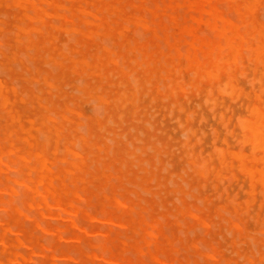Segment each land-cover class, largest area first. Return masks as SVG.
<instances>
[{
    "label": "bare ground",
    "instance_id": "1",
    "mask_svg": "<svg viewBox=\"0 0 264 264\" xmlns=\"http://www.w3.org/2000/svg\"><path fill=\"white\" fill-rule=\"evenodd\" d=\"M167 1H168V3H167ZM146 2H148V4H149V1H146V0H0V14H1L0 16H2L4 18H7V16H8V19L11 17L14 19V35L13 36H14V39L16 42L15 44H17L19 46L24 44V46H27V48L28 47H33V48L35 47L38 49L35 56H34V54L33 55L29 54V56H27L24 52H21V55L24 56L23 58H26V57L27 58L28 57H31V58H41L42 57L43 58L44 56L47 58L49 56V59H51V61L53 60L54 62L53 61L52 62L57 64L58 67H60L61 70H63L62 73L59 75V77H57V76L53 75V73H57V72H55V68H56V70H58L59 68L54 66L55 68L52 67L54 69V72L52 74H51V72H49V74L44 75L43 72H45V71H42V73H41V70L38 67L36 68V70H34L35 65H33V64L35 63V61H34V63H32V62H30L29 58L28 59L26 58L28 61L27 62L28 65L30 63H32V65H30V66L34 67V69H33L34 71H30V72L26 71L27 74L29 73L27 75L28 77H25V75L23 74L24 76L22 77V80H24L23 82H25L23 85L20 83V81L18 79L15 80L16 83L12 82L13 84H17L16 87L20 86V88H21V85H22V88H21L22 92L20 91L19 88L17 89L15 86L12 85V83H10L7 80L9 78L6 79V78L0 77V111L2 112V113L0 112L1 113L0 116L2 117V118L0 117V120L2 119V122H3V120H5L4 121L5 124L3 123V125H2V128L3 127L4 128L3 129L1 128L0 131L1 130L4 131L6 129L4 132L5 136L3 138H0L3 140V145H2V141L0 140V175H2L4 173L6 168L12 169L13 165H14L13 167H15V169L18 168L17 169L18 174L16 177L7 176V180L9 182L12 181V183H9V182L4 183L5 186L3 185V187H1L2 190H0V208L2 210V213H0V215H1L0 216V264H59L58 262L61 259V257L69 258L68 261L70 259H74L73 252L78 253V254L80 253V247L77 245V243L73 244V245L65 244V246L67 245V247H59L60 242L64 238H65L64 239L65 241L67 240L66 239V236H67L66 232L69 235L72 234L71 240L73 242H76V241L78 242L80 240H81V242L83 240H88V241L92 242L93 245L95 246L96 250L93 251V253H91L89 255V257L100 260L101 262L98 264H141V263H137L132 258H129L127 256V253H126L127 249H126L125 243L123 246H121V245H118V243H119L118 242L116 245V248L118 250L115 251L113 249V246L115 245L114 242H116L117 240H120V237L123 235L122 231L125 229H128V230L131 229L133 231L132 237H133V240L135 239V243L131 244L132 248L136 252H139L140 254H145L144 248H143V246H141V241H142L144 243V246H146V248H147V253H148L149 257L151 258V260L154 263H156V264H185L183 261H180L179 263H175L174 262L175 260H173V254L168 252V251H170L169 246L162 245L161 242L158 240V235L161 233L160 225H162V223H163L161 218L169 219V216L172 214L175 216V218H173V219H175V223L180 227L182 226L180 220L183 219V218H181V216L186 217L188 215V216H190L189 218L192 217L195 220V223L198 224V226L202 225L204 228L209 229L211 233H212V231H211L212 223H213L212 227H214L215 225L217 226V227L215 226L216 229L217 228L220 229L222 225L224 228V226H227V224H228V228L230 231L233 232V234H234L233 236L235 237L234 238L235 240L237 237L242 238L243 234L245 232H247V229H246L247 224L245 222H246V219L252 214H249L248 217L246 216L245 221H243V218L241 216L242 213L240 212V209H241L240 203L228 202L226 204L219 205L216 208L214 206L215 215H217L218 218L220 217V221L218 220L219 221V225H218L217 224L218 221H215V219H214V216H213L214 214L211 215L209 213L211 210H210L209 206L207 205V200L205 201L206 203L204 202V204H205V207H207L208 211L206 209H204L203 207H201V205L200 206L193 205L192 204L193 202L192 203H191V201L188 202V200L186 199V195L189 194L190 191L187 192V190L182 186V184H181L182 182H180V180H178L179 181L178 182L179 183L178 188H174V186H173V188H174L173 192H176V194H177V192H180L181 196H179V199L181 200L182 204L180 205V204L174 202L172 199L171 202L173 204L172 205L173 207H171V205L165 204V202H163L164 199L162 201L160 198L159 202L162 201V203L165 204L164 205L165 209L159 213L152 212L149 215V218H146L140 211H138L141 208V207H139L140 205L143 208H145V206L142 204L143 202L141 203V199L142 200L144 199L146 201V203L150 206L149 208H151V210H154V205H156V203H157V202L155 204L153 203V201L155 199L152 202H150V198H148V197H145V196L137 197L136 196L137 199L139 198V201L136 202L135 200H133L134 198L132 200L135 202V205L139 204V206H135V205L130 204V203L128 204V202L126 203V201H123V200L121 201L120 196H119L120 199L118 198V195L122 194V193H118V190L121 191L123 189L118 188V186L115 184H113L112 187L109 186V188L111 187L110 190H112V192H110V190L108 191V193L110 192L109 194H111L108 196L109 201L108 200L106 201L107 196L106 195L104 196V193H102L103 195H101L99 192L98 193L101 196L98 195L97 198H94L95 200L94 199L92 200V201H96L99 198L98 201L100 200L99 204L101 203L102 207L98 204H96V205H98V207H101V209H102L101 210V216L91 217L90 215L91 214L93 215V213H88V211L86 210L88 208L86 204H85L86 206L83 205V206H85V207H83L82 205L79 206L80 203H78V205L75 203V202H78V200L75 201L76 200L75 197H77V196L82 197L83 198V199L81 198L82 200L89 199L91 196V195L89 196L90 192L87 191L89 189H88V187H86L87 183L89 182V178H88L87 174H89V176L91 174L92 177L94 176L93 177L94 179L98 178V181L99 180L101 181L103 176H107V174L105 175V173H106L105 170H101L103 167L99 168L98 166H103L102 164H105V163L108 164V162H106L104 160L106 158L110 157L111 152L113 154L118 153V152L115 151L117 145L112 147V146L108 145L107 143L100 144L98 142L100 140V137H99V140L97 139L96 141L92 142L90 139V136H87L89 129L85 128L84 125H81V126L83 129L85 128V130L88 129L86 131L87 134H84V133H82V131H79V130H81V126L73 127V125L71 124L74 122V119L72 117H70V116H72V114L69 113L70 116H68L67 112H73L72 107L76 104L78 105V103H75V101H74L76 99V96L74 97V94H70L69 92L65 91V89L63 87V84L65 83L64 74H65L66 70H70L76 74H81V75L87 74L88 76L91 75L92 78L94 79V81L93 80L91 81L89 79V80H87V82H85V80H84V83L80 82L79 84L80 85L83 84V85H81V86L79 85L78 86L79 91L77 90V88H76V91H78V92H80V90H81V92L83 91V93L86 96H89L90 98H92L93 100H95L99 104H101V107H102V105H104V107H105V105L111 106L110 105L112 103L111 101H114L115 102L114 104L118 105L119 102L120 103L122 102L121 101L122 99L129 98V96H130V95H128L127 91H124V94L122 92V94H118V95L114 96L111 92L106 91V90L104 91L105 87L103 84V82H106L104 80V78L108 79L109 72L111 71V68H109L110 67L109 65L112 64V65H115L116 67H118L121 65V63L118 64L119 61L122 63L124 61V64H126V61L128 62V60L132 59L131 58L132 56L130 55V53L134 54V58L132 59L133 62L132 61L131 62L134 64L138 63V65L142 68V71L146 72L147 76L149 75L148 79L142 80L141 77L136 75V73L139 70L135 69V71H133V73L130 76L133 75V77H134V79L131 78V80L133 79L132 83L134 84L135 87L137 86L136 90L141 92L145 86H148V84L152 83V80L156 78L153 75H158L157 68H159V67L157 64L160 63V65H162V62H163L162 60L166 59L167 56L164 55V57H163L162 55H160L161 50H155V51L152 50V49L159 47V45L158 46L154 45L152 43V40H153V42H155L157 44H158V41L159 42L161 41V44H162V41H163V43L165 42L164 46L166 44L168 45L169 50H170L169 54H171L172 56L177 58L175 60L185 59L186 64H187L186 66L188 68H191V70L195 74L203 75V77L208 76L209 78H211L213 80H215L219 77V74L221 71H227L231 77L232 72L234 71V66H238V64L243 62V58H244L245 54H247L246 55L247 58L250 57L256 63L264 64V23L261 21V19H259L260 17L258 18V16H257L259 7L263 6L262 8H264V0H184L185 6H186V7L183 6L184 8L180 7L181 2L179 0L178 1L177 0H165V1L163 0L162 2L164 3L165 8H168V11L166 10V12L170 11L169 13H171L170 16H171L172 22L168 21V20H170V19H168L169 16L168 17L166 16V18L168 19L166 21L171 23V24H174V22L176 23L178 21L174 14H176V11L178 10L179 7L182 8V9L179 8V13H181V15L184 12V9H186V10L188 9L189 12L187 14L190 13L189 15H190L191 23L189 24V22H188L189 20H187V22H186L188 24L182 23V25L180 27V33L175 35L174 37H172L170 35L169 30L167 28L162 29V31H164V32H162L160 29H157L158 28L157 26H159V23H157V22L160 21V19H158L159 16L156 17L158 19V21L155 19L156 21L154 20V22H152V23L150 22L152 14L149 13L148 11H146L149 13L148 14L149 16H148L144 12L146 10L145 9ZM155 2L156 3L154 5L159 7V5H160L159 0L158 1L156 0ZM160 2H161V0H160ZM162 2H161L162 6L160 5L162 8L161 9L159 8V10H160V11L158 10L159 12H161V10H163ZM182 2H183V0H182ZM150 3H151V0H150ZM158 3H159V5H158ZM221 3H223L224 7H226V8H223L221 6ZM151 6L154 7L153 5H151ZM129 7L131 8L132 11H130ZM5 8L7 11L5 10ZM10 8H12V10ZM127 8H129V9L127 10ZM169 8L172 9V11ZM182 10H183V12H180ZM260 10L264 11V9H260ZM2 14H4V15L6 14V15L4 16ZM145 14L150 19L149 18L147 19ZM153 14H157V11H155ZM184 14H185V12H184ZM229 14L231 16L232 15H234V16L231 17V16H229ZM262 14H264V12ZM262 14H261V16H262ZM181 15H179V16H181ZM181 17H179V18L183 19V16H181ZM262 17L261 18L264 20V15ZM148 20H150V21H148ZM0 21L3 22V19H0ZM55 21L56 22L58 21V22L56 23ZM7 23H9L8 26L10 27L11 26L10 22H7ZM169 23H168V25H169ZM0 24L2 25V23H0ZM202 25L206 26L207 29H205V30L206 31L209 30L210 35L207 33L208 34L207 36H206V34L204 36H202L204 31L199 32V29L201 28ZM2 26L3 27L6 26V22ZM131 27H134L133 33L137 32V33H139V35H133L132 38H129L128 37L129 34H127V31L131 30ZM169 27H171V26H169ZM0 28H2V27H0ZM171 29L173 30L174 28L171 27ZM158 30H160L162 32L163 36H160V34L158 33ZM62 31L67 33V38H68V34L71 35L69 37L71 40L69 38H68L69 41L66 38L62 39L59 36L60 32H62ZM141 31L144 32V34H146V35H148V33L152 34V35H149V36H151V38L149 39L150 41H148L147 44H143L140 46V43L142 41V39L139 38ZM8 32H6V33L9 34ZM6 33L4 32V34H6ZM66 33H65V35H66ZM12 34H13V31L11 32L10 35H12ZM143 35H141V37L145 36V35L144 36ZM114 37H117L118 39L124 41L122 44V47L125 50H127L126 54H122V52H121L120 55H118V53L116 52L118 49H116V51L110 50L111 46L113 47L111 42H113L112 40H114ZM145 37H147V36H145ZM1 38H2L1 43L3 44V46H2V44H0V45L2 47H4V44H5L4 41H5V39L8 38V36L5 39L3 38V36L0 37V39ZM98 39H100V43L97 42ZM101 39H104V44H106V45L103 44V41ZM105 39H107V43L111 44V46H109V44L107 45V43H105ZM110 39H111V42H110ZM12 40L13 39L11 38V41ZM145 40L146 39L143 38V41H145ZM70 41H73V43L75 42V44H71ZM183 42L186 45L183 44ZM133 43L135 44V46L132 45ZM64 45H66V46L64 47ZM182 45H184L185 48L182 47ZM1 46H0V48H1ZM6 46H9V45H6ZM162 46H163V44H162ZM162 46H161V48L162 49L165 48L164 51L166 52L167 51L166 49H168V47L166 48V47H162ZM7 48H10V46ZM64 48L68 49V50H65ZM85 48H87V51L85 50ZM3 49L5 50V48H3ZM16 50H18V49H16ZM16 50H13L11 55H6L2 52V50H0V57L3 56V59L1 58V60H0V67L2 66L1 68L4 67V68L9 69V63L11 62V60L13 61L15 59H18V53ZM125 50H123V51H125ZM5 51L7 52V50H5ZM31 51L34 52L33 49ZM31 51H30V53H31ZM44 51H46V52L44 53ZM8 52H10V49H8ZM113 53H114V56H118V57H114ZM22 56H20V57H22ZM117 58H119L121 60H119ZM140 58H141V60H140ZM20 61L22 63L24 71H25V69L27 70V67L25 64L26 60L20 59ZM52 62H50V64H52ZM174 62L175 61H173V60L171 62H167V61L165 62V63H167V70L166 71L169 74L168 77H169L170 81H173V78L171 76L173 71H172L171 67L174 66ZM15 63H18V62H15ZM15 63H14V65H15ZM152 63H155L154 68L152 67V65H153ZM37 65H38V63H37ZM127 65H128V63H127ZM127 65H125L126 66L125 70L123 68L121 69L122 72L127 73L126 70H129V69H127ZM15 66H14V68H15ZM17 66H18V68L21 67V65L20 66L17 65ZM130 66L131 65L129 64L128 67H130ZM139 66H138V68H139ZM241 66L243 67V65H241ZM242 67L240 69H242ZM249 67H251V66H249ZM252 67H254V66H252ZM1 68H0V71H1ZM52 68H50V69L52 70ZM255 68L257 69V66ZM256 69H254L253 71H255ZM22 70L23 69L21 67V71ZM5 71L6 70L3 69V71H1V72H5ZM13 71H14L13 69H12V71L10 70L11 76L14 75ZM166 71L163 72L164 75L167 74V73H165ZM1 72H0V74H1ZM7 72L9 73V71H7ZM176 72H178V69L176 70ZM8 73H7V76L10 77V74H8ZM16 73H17V70L15 71V74ZM253 73H255V72H253ZM256 73H257V71H256ZM245 74H248V73H245ZM245 74L243 73V75H245ZM3 75H4V73H3ZM3 75L1 74L0 76H3ZM239 75L241 76V74H239ZM243 75L241 76V78L243 77ZM262 75H264V73ZM111 76H112V74H111ZM193 76H194V74H193ZM227 77H229V76H227ZM230 77H229V81L232 80V77L231 78ZM116 78H118V76ZM10 79H11V77H10ZM249 79H251V78H249ZM249 79L247 81H249ZM204 80H205V78H204ZM34 81H36L35 82L36 84L38 83L39 91L34 90L35 88L37 89V87H35L34 84H33L34 86L32 85V83ZM77 81H79V80L77 79L76 82ZM80 81H81V78H80ZM142 81H144V82L147 81L148 82L147 85H145ZM170 81H169V85H170ZM256 81L258 83H261V82H259L260 81L259 79ZM127 82L130 83L131 82L130 79L127 80ZM161 82H162V80H161ZM161 82L159 83L160 85L163 84V83L161 84ZM211 82L213 83V81H211ZM255 82H253V83H255ZM262 82H264V81H262ZM176 83H178V81H176ZM121 84H124V82H120V85ZM251 84L252 83H250L249 85H251ZM38 85H36V86H38ZM149 85L152 86V84H149ZM224 85H225V83H224ZM229 85H231V84L226 83L225 88L222 87V89H223L222 91H225L227 94H225V93L224 94L227 96H229V92L231 93L230 90H229V92L226 91L227 86H229ZM252 85H254V84H252ZM67 86L73 87V86H69L68 84L66 85V87ZM47 87H50L54 91L57 90L56 92H54L55 95H53V96L60 97L58 99V101H56L53 96L49 95V92L51 91V89H49L48 92H46ZM161 88H164L162 90H165L166 87L164 85V87H160V89ZM186 88H188V87H186ZM252 88H254V87H252ZM255 90H257V89H255ZM263 90L262 89L260 90L261 94L263 93ZM72 91H75V90H72ZM149 91H152V90H149ZM175 93H176V91H175ZM260 93L258 95H260ZM75 94H81V93L75 92ZM210 94H212L211 90H210ZM131 95H132L131 98H136L137 97L136 91L131 92ZM147 95H148V93H147ZM238 95H237V99H240L241 97ZM263 95H264V93H263ZM81 96H82V94H81ZM252 96H254V95H252ZM144 97H145V95H144ZM238 97H240V98H238ZM244 97H246V96H244ZM230 98H232V96ZM27 99H29V101L31 102V105L30 104L29 105L31 106V108L33 107L34 110H40L37 108L38 104L40 105L39 108H41V107L43 108L41 111H39V114L35 117L36 120L35 119L30 120L29 119L32 123V125L29 128H27L28 125L26 123H25V125H26V127H25L23 120H22L23 115L25 113L22 108L25 109V105H23L24 107L19 106L22 102H26ZM83 99H85V98H83ZM165 99L169 100L167 98H165ZM69 100L72 101V102H70L71 104L73 103L72 107L70 106L71 104L69 102H67ZM93 100H91V102ZM35 101L37 102V106H35V104H34ZM83 101H82V103H83ZM95 101H94V103L96 104L97 102H95ZM237 101H239V100H237ZM19 102H21V103H19ZM84 102H86V101H84ZM136 102H137L136 104H138V101H136ZM153 102H155V101L153 100ZM206 102H209V100ZM231 102H232V100H231ZM233 102H236V100H233ZM94 103H92V104H94ZM213 103H215V102H213ZM23 104H25V103H23ZM87 104H91V103H87ZM180 105H181V103H179V106ZM26 106H27V108L30 107L27 104H26ZM137 106L139 107V105H137ZM171 106H175V105L172 103ZM19 107L22 110L19 109ZM35 107H36V109H35ZM83 107H85V105ZM83 107H80L78 109H81ZM94 107H95V105H94ZM98 107L100 108V105L97 106L96 108H98ZM104 107L101 108L102 109L101 112H100V110H98L101 114L104 113V111H103ZM134 107H136V106H134ZM229 107L226 109L229 110L230 109ZM75 108H77V107H75ZM123 108H121V109L123 110ZM220 108H222V107H220ZM173 109H174V107H173ZM212 109H215V108H212ZM246 109H248V108H246ZM26 110H27V112H29L31 109L30 110L26 109ZM85 110H87V109L84 108V111ZM145 110H147V109L145 108ZM209 110L212 112L211 108ZM153 111H155V110H153ZM92 112H93V109H92ZM106 112H108V111H106ZM116 112H117V110H116ZM170 112L172 114L171 115V117H172L173 112L172 111H170ZM178 112L182 113L183 110L180 111V109H179ZM227 112H229V111H227ZM250 112H251L250 118H247V116L245 118L243 116H241L243 119L241 117H239L241 119L239 120V118H238V120H237L241 129L243 128L242 129L243 131L241 130V132H244L243 135L241 134V136H243L242 141L251 143L252 150H251L250 154L245 153L243 150H238V151L227 150V151H224L222 149L223 147H221L219 149L220 146H218V147L216 146L218 149L215 148L213 151L217 152V155H218L217 161L219 160L218 163H220L219 167H216V165L214 163H212V164H214L215 166L214 165L210 166V162L208 160L202 161V159H204L201 156L202 154L199 155L202 158V159L200 158L201 159L200 160L201 162H200L196 158L191 157V156H193V154L191 153L192 155L188 157V160H186L187 157H186V159L183 157L185 159L184 161H186V162L188 161V164H189V165L186 164L185 168L187 167V165L189 167L191 166L190 169L193 168L194 173L198 174V176L202 175V177L204 175L209 174L211 172V170L214 169L215 180H216L217 178H221L224 175L225 169L233 167L235 165L234 164V159H235L238 162L237 163V166L239 167L238 169H241L242 172L244 171L245 174L244 173L243 174L244 175L247 174L251 180V194H253V192L255 190V187H256L255 185H258V184H259V186L261 185L260 187H262V192L264 193V111L261 109V107L258 106V104L257 105L255 104V105L250 107ZM30 113H32V112H30ZM30 113H27V115L31 116L32 114H30ZM34 113H36V112L34 111ZM85 113H87V112L85 111ZM104 114H102V115H104ZM130 114H131V112H130ZM159 114H161V113H159ZM25 115H26V113H25ZM34 115H36V114H34ZM102 115L100 117H103V118L106 117V115L105 116H102ZM150 115H151V113H149V117H150ZM155 115L157 116L158 114H155ZM191 115H192V113H191ZM84 116L81 117L82 121H83V118L86 119V117H84ZM123 116H125V115H123ZM123 116L121 115L120 117H123ZM140 116L144 117V115H140ZM221 116L223 117L224 115H221ZM108 117L109 116L107 115V117L105 119H107ZM151 117H153V116H151ZM215 117L216 116H214V119H215ZM222 117H221V119L223 120L224 117L223 118ZM110 118H111V120L108 122L113 123V121H112V120H114L113 115H110ZM90 119L92 120V118H90ZM119 119L122 120V118H119ZM152 119H154V117ZM162 119H165V118H162ZM178 119H176L175 121H178ZM204 119L205 118H202V120H204ZM29 120H26V121H29ZM86 120H88V118ZM30 121L27 123L29 124ZM35 121H38V123H39V124H36L35 126H38L41 124L38 129L43 130L45 133V134H43V132L40 131L41 134H43L44 136L43 135H39V136L40 137L43 136L45 138V135H46V139H44L43 137L41 138V139L45 140V141L43 140L44 141L43 145H42V143L29 142V146H27V144L25 145L20 140H23L26 142L29 140V138L33 137L31 132H32V128L34 127ZM204 121H206V120H204ZM136 122L139 123V121H137V120H136ZM140 122L142 123V119ZM84 123H85L86 127H88L87 126L88 123H86V122H84ZM164 123H163V125H164ZM197 123H198V121H197ZM227 123H229V122H227ZM98 124L100 126L99 127L100 130L101 129L105 130V127H107V125H100V121L98 122ZM147 124L148 123L146 122L145 125H147ZM113 125H114V123H113ZM124 125H126L125 122H124ZM150 125H152V124H150ZM180 125H182L179 127L181 130V129H183L181 127H184V125L182 123ZM224 125L226 126L227 124H224ZM224 125H223V128L227 129V127H225ZM94 126L96 127V124ZM148 126H147V129H148ZM152 126H154V125H152ZM78 128H79V130H78ZM132 128H131V132H133ZM35 129H37V127ZM96 129H95V131H97ZM189 129H191V127ZM214 129H215L214 131L217 132L216 128H214ZM68 130H69V132H68ZM150 130L153 131L154 128H152ZM228 130H230V129H228ZM228 130H227V132H228ZM118 131H119V129H118ZM188 131H191V130H188ZM204 131H203V135L205 136ZM214 131H213V134L215 133ZM236 131H237V129H236ZM14 132H16V135H17V136L14 135L15 138L13 136ZM65 132H67V134H66V138H67L66 140L67 141H66L65 146L63 147L64 149H60L64 153L59 151V154L62 153V156L66 154L65 157L62 159V161H65L64 163H66V165L64 166L61 164L60 161H58V165H59V162L61 165L59 166V170L57 171V170H54L52 167V165L55 163L53 161H51V158H52L51 149L56 150L58 148V144H59L58 138L62 134L64 135ZM101 132H103V130ZM160 132H161V130H160ZM160 132H158V133H160ZM187 132H185V133H187ZM230 132H232V130H230ZM230 132L227 134H229L231 137V135H233V134H230ZM0 133H2V131ZM185 133H184V135L186 136V138L185 137L184 138L187 139L188 133L187 134H185ZM232 133L235 134L236 132L233 131ZM107 134H108V132H107ZM109 134H112V133H109ZM143 134L145 136V133H143ZM164 134H167V133H164ZM193 135H195V134H193ZM115 136H117V138H120L119 135H115ZM124 136H123V138L125 141V139H126L125 137L127 135L125 137ZM0 137H2V136H0ZM16 137H17V140L19 139V141L22 143V145H25L28 148L25 151H21L22 153L20 152V150L17 149L16 144L18 145V143H16L13 140V138L16 139ZM63 139H62V142H64ZM105 139H107L106 136H105ZM153 139H155V138H152V140ZM190 139L191 138H189V140ZM198 139H200V138H198ZM103 140H104V138H103ZM111 140L113 142H115L113 139H111ZM134 140L138 141L136 138H134ZM134 140L132 141L133 144H134ZM215 140L217 141V139H215ZM233 140L235 141V145H236V142H237L236 139L233 138ZM178 141H173V142H178ZM216 141H213V142H215V144H216ZM239 141H241V140L239 139ZM126 142H128L127 139H126ZM140 142L141 141L139 140V143ZM143 142L144 141H142V144H143ZM200 142L201 141L198 140L199 144L202 143V142L201 143ZM223 142L225 144L227 143V142H225V140ZM130 143L131 142L129 141V144ZM248 143L247 144L244 143L243 145L248 146ZM167 144H169V143H167ZM4 145H7V146H4ZM157 145H159V144L157 143ZM157 145H154V146L152 145L153 146V148H151V150H153V152L151 151L152 153H154V149H157V150L159 149ZM165 145H166V143H165ZM211 145H212V143H211ZM227 145H228V143H227ZM238 145H236V146H238ZM126 146H127V144H126ZM152 146L150 145L148 147H152ZM161 146L159 145V147H161ZM183 146L185 147V143ZM228 146H226V148ZM251 146H249L248 149ZM22 147H24V146H22ZM118 147H120V146H118ZM166 147L168 148V146H166ZM131 148L129 147L126 150V153L130 156V158L132 157L131 155L136 156L137 153L140 154L141 151L136 153L135 149H131ZM139 148L143 149V145L142 146L139 145L138 149ZM175 148L177 149V147H175ZM187 148H188V150L190 149L189 147H187ZM228 148H230V147H228ZM119 150H121V148ZM202 150H204V149H202ZM145 151L146 150H144V152ZM103 152L105 154H102ZM161 152H162V150H161ZM172 152H173V150H172ZM112 153H111V155H112ZM122 153H123V151H122ZM160 153H158V156H160L159 155ZM10 154H12V155H10ZM59 154L57 156H59ZM172 154L173 153H171V155ZM207 154H208V152H206L205 155H207ZM68 155H70V156L67 157ZM141 155H142V153H141ZM185 155H186V153H185ZM71 156L74 159H72V160L68 159V158H71ZM93 156H94L93 162L96 163L93 166L95 167L97 165L96 171L98 174L95 173L96 171L94 169L93 170L95 172L91 171L88 167L87 159H88V157H89V159L90 158L92 159ZM113 156L114 155H112V157ZM127 156H126V158H129ZM152 156H153V154H152ZM155 156H156V154H155ZM166 156H168V155L166 154L164 157H166ZM60 157H61V155H60ZM140 157H144V156H140ZM140 157H139V160L145 161L146 156L144 157V159L143 158L140 159ZM148 157H150V155ZM113 158H114V160L113 159L112 160L114 161V163H113L114 167L112 166L113 168H111L110 166H106L107 167L106 170L108 171L109 167H110L111 170H114L113 171V174H114L113 179L115 177L120 178L122 175L121 172L123 169L121 167V165L126 164L127 160L125 161L123 158H120V157H118L116 159H115V157H113ZM56 159H58V158H56ZM110 159H111V157H110ZM132 159H135V157ZM156 159H154V161ZM113 161H110L109 163H111ZM129 161H132V160H129ZM91 162H92V160L90 161V163ZM170 162L173 163L174 161H170ZM178 162H181V160ZM99 163H101V165H99ZM132 163H133V161H132ZM134 163H135V165L141 164V162L136 163L135 161H134ZM159 164H161L160 160H159ZM166 164H169V162H167ZM58 165L55 164L53 166L58 167ZM118 165H120V166H118ZM171 165L173 168V164H169L168 167L171 168ZM16 166H17V168H16ZM93 166L91 165L90 167H93ZM156 166L157 165H155V167ZM142 167L143 166L141 164V168ZM152 167H150V168L152 169ZM125 168H127V167H125ZM146 168H147V166H146ZM156 168L158 169V166ZM147 169H145V168L141 169L144 171V174L138 173L140 169L138 170L137 173L135 172L136 174H140L138 176L139 178H141L143 181H146L145 184H147V179H148V177H150ZM164 169L167 170V167H165ZM235 170H233V171H235ZM182 171L184 173H187V172H185V170H182ZM182 171H181V173H183ZM189 171L191 172L192 170H189ZM133 172H131V174H133ZM169 172L171 175L172 172L170 169H169ZM190 172H189V174H190ZM135 173H134V175L136 176V178H135V180H136L137 175ZM166 173H167V171H166ZM239 173H241V172H239ZM239 173H237V174H239ZM109 174H111V172ZM152 174L153 173L151 171V176H152ZM158 174L160 175L159 172H157V176H158ZM163 174L164 173H162V175ZM172 174H174V173H172ZM211 174L213 175V173H211ZM170 175H168V176L170 177ZM176 175L177 176H175V177H178V173H176ZM192 175L193 174H191V176ZM13 176H15V175H13ZM180 176L183 178V180L186 179V178H184V176L182 174L181 175L179 174V177ZM209 176H208V178H209ZM229 176H230V172H229ZM2 177H4V176H2ZM171 177H172V175H171ZM190 177H188V178H190ZM199 177H200V179H202L201 176H199ZM236 177L237 176L235 175V178ZM248 177L245 178V176H244L245 179H247ZM93 178H92L93 181L97 180V179L94 180ZM119 178H117V180ZM194 178L193 179H194V183H195V181L197 179H196V177H194ZM208 178H207V180H208ZM113 179H112V181H113ZM126 179L127 178H124V180H126ZM152 179H153V177L151 178V181H152ZM190 179H192V178H190ZM190 179L187 180V183L189 182V184H187V185H189V186H190V181H189ZM200 179H198V180H200ZM223 179H225V178H223ZM242 179H243V177H242ZM158 180H161V178L159 177ZM163 180H165V179H163ZM205 180L206 179H203L202 181H205ZM112 181H110V183ZM115 181H116V179H115ZM226 181H228V180H226ZM226 181H225V183H226ZM248 181H249V179L247 180V182ZM79 182H83L86 185V186L82 185V188L84 189L83 194H84V192L87 191L85 199H84L83 194H82L83 196L80 195L82 190L78 189L79 185H80ZM161 182L162 181H160V184H159V182L158 183L156 182L154 184H159V187H161V190H163ZM166 182L168 183V181H166ZM166 182H165V184H166ZM241 182H242V180H241ZM125 183H126V181H125ZM205 183H206V181H205ZM232 183H234V182H232ZM90 184H88V185L90 186ZM93 184H95V183L91 184L93 189H94ZM100 184H102V182ZM100 184H97V185L100 186ZM105 184H107L106 181H104V185ZM128 184H130V183H128ZM131 184H133V183L131 182ZM197 184H199V183H197ZM197 184L195 183V185H197ZM218 184H219V182H218ZM246 184H248V183H246ZM97 185H95V187ZM126 185H127V183H126ZM135 185H137V183ZM166 185H168V184H166ZM201 185H202V183H201ZM201 185H198V186H200V188H199L201 191L200 195H202L201 197H203V193H202L203 190H201V188H202ZM140 186H141V184H140ZM20 187L23 189H21ZM105 187H108V185ZM143 187L147 193H153V191H154L153 189H149L150 187H147V186H143ZM154 187H158V186H154ZM159 187H158V189H159ZM191 187H193V185ZM191 187H189V188H191ZM97 188L98 187H96V189ZM196 188H198V187H196ZM96 189H94V190H96ZM125 189L127 190V188H125ZM154 189H156V188H154ZM193 189L191 188L192 192H193ZM218 189H220V188H218ZM21 190L24 193L25 197H23V195H22L23 193L21 192ZM99 190L101 191L102 189L99 188ZM104 190H102V191H104ZM256 190H258V188H256ZM163 191H165V190H163ZM200 191H198V192L200 193ZM208 191L210 192V190H208ZM79 192H80V194H79ZM104 192H106V190ZM161 192L154 193V194H159L161 196ZM192 192H191V194H192ZM234 192L235 193L237 192V188H236V191H234ZM117 193H118V195H117ZM166 193L169 194L167 191H166ZM216 193H218V192H216ZM238 193H239V191H238ZM247 194L248 193H246L245 196ZM7 195H8V197H7ZM18 195L20 196V198H21V196L23 197V199L26 198L24 205H27V206L26 207L23 206V208H21V209H23L22 211H25V208H26V210H28L27 211L28 214H26V213L23 214L22 211L20 210V207H22V206H19L16 203V201L18 202V199L16 198ZM135 195H137V194H135ZM193 195L196 196L195 194H193ZM212 195H215V194H211V196ZM121 196L124 199V195H121ZM170 196L171 195H169V198H170ZM207 196H210V195H207ZM175 197H176V195H175ZM201 197H199V198H201ZM103 198H106V199H103ZM196 198H197V196H196ZM196 198L194 197L193 200H195ZM199 198H197V200ZM211 198L212 197H210L209 199H211ZM216 198H217V196H216ZM157 199H159V198H157ZM206 199H208V198H206ZM251 199H252V197L247 199L248 205L251 203ZM103 200L105 202H110V204H112V206H114L115 210L113 211L112 210L113 207H111L110 208L111 211H108V209H106L107 205L105 207V202ZM130 200H128V201H130ZM174 200H178V199L176 198ZM81 201H79V202H81ZM238 201H242V200L239 199ZM243 201H245V200H243ZM256 201H258V200H256ZM82 202H84V201H82ZM82 202H81V204H82ZM85 202L87 203V201H85ZM171 202H169V203H171ZM259 202L260 201H258L257 203L261 204L262 201L260 203ZM162 203L160 205H162ZM190 203L192 204L193 207H191ZM245 203H246V201H245ZM257 203L254 202L253 204L256 205ZM92 204H94V203H92ZM147 204H146V207L148 209ZM217 204H219V203H217ZM96 205L95 206L93 205L94 208L97 207ZM256 206H255V208H256ZM136 207L137 208L139 207V209L137 210ZM212 207H213V205H212ZM252 207H254V206H252ZM107 208H109V207H107ZM91 209L90 210L88 209V210L92 211ZM175 210H176V212H175ZM141 211H143V210H141ZM135 213L137 214V216H135ZM226 213H229L230 215L226 214ZM20 214L23 216L25 215V217L29 218L32 221L31 226H33L34 229L31 227L29 229H26L25 226L22 225ZM243 214H244V211H243ZM263 214H264V211H263ZM37 216H39L42 219L39 220L37 218ZM251 217H255V216L252 215ZM251 217H249L248 220L251 219ZM84 219H87V220L91 219L90 220V222L92 221V223H91L92 227L91 228L86 227L85 223H89V222L84 221ZM256 219H258V218H256ZM262 219H264V218H261V220ZM183 221H185V220L183 219ZM225 221L227 223H225ZM255 221L258 222L259 220H255ZM96 222H98V223H96ZM108 223H110L111 225H114L118 228V230H116V233H117L116 238L111 237L110 231L112 230V228H109L106 225ZM189 223H190V221H189ZM195 223L193 222V224H195ZM261 223H262V221H261ZM263 225H262V227H264ZM185 226L189 227L188 225H185ZM39 228L44 233L51 235V238L48 239L49 245L40 243L39 239L34 236L33 230L39 229ZM183 228L181 230L185 231V229H183ZM68 230L70 231L69 233H68ZM244 230H245V232H244ZM249 230H251V229H249ZM184 231H181V232L183 233ZM189 231L191 233L194 230L191 229ZM189 231H187V232H189ZM253 231H252V233H254ZM125 232H126V230H125ZM173 232H174V230L172 231V234H173ZM194 232H196V231H194ZM225 232H227V230H225ZM258 232L262 233V235L264 236V229L261 228L260 231H258ZM211 233H210V235H211ZM217 233H219V232H217ZM256 233L257 232L255 231V235H256ZM129 234H131V233H129ZM169 234L172 235L171 233H169ZM213 234H215V233L213 232ZM11 235H14V237ZM125 235H127V233ZM205 235H206V232H205ZM219 235H221V234H219ZM219 235H216V236H218V238H221V236H219ZM229 235H230V233H229ZM231 235H232V233H231ZM249 235H251V234H249ZM89 236H97V237L100 236L101 238H97L95 241H93L90 238H87ZM137 236L139 237V239H137ZM190 236H192V235H190ZM222 237H223V235H222ZM247 237H251V236H247ZM247 237H245V238H247ZM162 238H165V237H162ZM172 238H174V237H172ZM189 238L190 239H188V240H186V238H185V240L189 241V243L196 248L200 247V246L197 247L199 241H197L195 238H191V237H189ZM212 238H213V236H212ZM223 238L226 239L227 237L226 238L223 237ZM240 238H237V239H240ZM254 238H252V240H254ZM262 238H264V237H262ZM127 239H128V237H127ZM227 239H230V238H227ZM221 240L223 241V239H221ZM230 240L232 241L233 239H230ZM252 240H250L251 243L253 242ZM175 241H174V246H176L175 243L177 242V241L176 242ZM225 241H227V240H225ZM62 242L64 244V241H62ZM259 242H263V239ZM67 243H68V241H67ZM82 243H84V242H82ZM214 243H216V242H214ZM243 243L244 242H242L241 244H243ZM63 244H61V246ZM229 244L230 243L228 242L225 245V249H226V246H228ZM254 244L255 243H253V247H254ZM207 245H208L209 250L203 254V256L207 260V264H223L224 257L220 258V256H223L222 249L221 250L218 249L213 244L212 240L209 241L207 243ZM257 246H258V243L256 242V245L253 249L254 250L257 249L256 248ZM188 247L191 248V246H188ZM221 247H222V245H221ZM190 248H189V250H190ZM245 248H247V247H245ZM262 248H263V246H262ZM251 249L252 248H250L249 250L251 251ZM190 251H192V249ZM179 252L180 251H178V254L181 255ZM182 252L183 251H181V253ZM257 252L258 251H256V253ZM260 253H264V251L260 250L259 254ZM237 254L240 255L241 250L237 249ZM259 254H257V255L259 256ZM190 255H192V254L190 253ZM228 255L229 254H227V257H225V258H227L224 260L225 264H238L237 260L232 259V258L228 259ZM244 256L246 257V260L248 261L247 264H254L255 258H256V254L254 252H251V255H249V252L246 253V251H245V254L241 257L243 258ZM38 257L40 258L39 260L36 259ZM184 257H185V255H184ZM209 260L211 262H209ZM60 261H62V260H60ZM259 261L260 260H258L257 263H259ZM187 262H189V261H187ZM92 263H94V262H92ZM190 263H193V262H190ZM194 263H196V262H194Z\"/></svg>",
    "mask_w": 264,
    "mask_h": 264
},
{
    "label": "rangeland",
    "instance_id": "2",
    "mask_svg": "<svg viewBox=\"0 0 264 264\" xmlns=\"http://www.w3.org/2000/svg\"><path fill=\"white\" fill-rule=\"evenodd\" d=\"M146 1H149V4H148V2H146V4H145V13L148 15L149 13H151L150 15H151V21L150 20H148V21H150L151 23L152 22H154V20L156 19L157 21H158V19H160V21H158L157 23H159V26H157L158 28L157 29H160L161 31H162V29H168L169 30V33H170V35L172 36V37H174L175 35H177V34H179L180 33V27H181V25H182V23H186L187 22V20H189L188 22H189V24L191 23V20H190V13L189 14H187L189 11H188V9L186 10V9H184V12H185V14H184V12H183V10L182 11H180V12H183L182 13V15H181V13H179V8L180 7H183V6H185V3H184V0H183V2H182V0H179L180 2H181V6L178 8V10L176 11V14H174L175 15V17L177 18V22L175 23L174 22V24H171V23H169V22H167L166 20H168V19H170V20H168V21H170V22H172V20H171V13H169V12H166V10L168 11V8H165V5H164V3L162 2L163 0H161V2H162V4H163V10H161V12H159L160 10H159V8L161 9L162 7V5H161V2H160V0H159V3H160V5H159V3H158V5H159V7H157L156 5H154L156 2V0H151V3H150V0H146ZM158 1V0H157ZM165 1V0H164ZM178 1V0H177ZM167 3H168V1H167ZM183 3V4H182ZM148 4V5H147ZM147 5V6H146ZM151 5H153L154 7H152ZM151 6V7H150ZM221 6L223 7V8H226V7H224V5H223V3H221ZM186 7V6H185ZM263 6H260L259 7V10H258V14H257V16H258V18L259 19H261V21L264 23V20L262 19L263 17V15L264 14H262L264 11H261L260 9H264V8H262ZM130 8V7H129ZM129 8H127V10L129 9ZM184 8V7H183ZM3 9V8H2ZM11 10H12V8H10ZM170 9V8H169ZM180 9H182V8H180ZM5 10H6V8H5ZM159 10V11H158ZM171 11H172V9H170ZM7 11V10H6ZM130 11H132L131 10V8H130ZM146 11H148V12H146ZM155 11H157V14H153ZM261 11V12H260ZM145 14V15H146ZM261 14H262V16H261ZM1 15V14H0ZM2 15H4V14H2ZM6 15V14H5ZM4 15V16H5ZM147 15H146V17H147ZM179 15H181V16H183V19H181L182 17L181 16H179ZM187 17H186V16ZM189 15V16H188ZM149 16V15H148ZM159 16V17H158ZM165 16V17H164ZM166 16L168 17V19L166 18ZM229 16H231L230 14H229ZM232 16H234V15H232ZM231 16V17H232ZM156 17H158V19L156 18ZM164 17V18H163ZM179 17H181V18H179ZM262 17V18H261ZM149 17H147V19H148ZM166 18V19H165ZM179 18V19H178ZM235 18V17H234ZM0 19H3V22L2 21H0V23H2V25L3 24H5V22H6V26H2L1 24H0V27H2V28H0L1 30H0V37H2L3 36V38L7 35L8 36V38L7 39H5V44H4V47H2L3 46V44L1 43V40H2V38L0 39V44H2V46H1V48H0V50H2V52L4 53V54H6V55H11V53H12V51L13 50H16V49H18V50H16L17 51V53H18V59H15V60H11V62L9 63V69L8 68H1V71H3V69L4 70H6L5 72H1V74L3 75V73H4V75L3 76H0L1 78H9L10 79V77H11V79L9 80V79H7L10 83H12V82H14V83H16V79H18L19 81H20V83L23 85L25 82H23L24 80H22V77L25 75V77H28L27 75L29 74H27V72H30V71H34V70H36V68L38 67L40 70H41V73H42V71H45V72H43L44 73V75H47V74H49V72H51V74L54 72V69L52 68V67H58V65L57 64H55V63H53L52 61H51V59H49V56L46 58L45 56L42 58H31V57H28L29 58V60H30V62H32V63H34V61H35V63L33 64V65H35V69H34V67L33 66H30V65H32V63H30L29 65H28V61H27V59L26 58H23L24 56H22L21 55V52H24L27 56H29V54H31V55H33L34 54V56H35V54H36V52L38 51V49L37 48H33V47H28L27 48V46H24V44H22V45H17V44H15L16 42H15V39H14V19L11 17V18H9L8 19V16H7V18H4V17H2V16H0ZM9 21H8V20ZM150 19V18H149ZM11 20V21H10ZM155 20V21H156ZM167 22H165V21ZM7 22H10V27L8 26L9 25V23H7ZM56 22V21H55ZM58 22V21H57ZM56 22V23H57ZM55 23V24H56ZM168 23H169V25H168ZM180 24V25H179ZM186 24H188V23H186ZM184 25V24H183ZM169 26H171V27H173L174 29L172 30L171 29V27H169ZM171 29V30H170ZM205 29H207L206 28V26L205 25H202L201 26V28L199 29V32H202V31H204L203 32V35L202 36H204L205 34H206V36L209 34L210 35V32H209V30H205ZM160 30H158V33L160 34V36H163V34H162V32H164V31H160ZM9 31V32H8ZM13 31V34L12 35H10L11 34V32ZM133 31H134V27H131V30H129V31H127V34H129L128 35V37L129 38H132L133 37V35H139V33H137V32H135V33H133ZM171 31V32H170ZM4 32L6 33V32H8L9 34H4ZM59 33V32H58ZM65 33L66 32H60V34H59V36L62 38V39H67L68 40V38L71 36V35H69L68 34V38H67V33H66V35H65ZM137 33V34H136ZM175 33V34H174ZM208 33V34H207ZM4 34V35H3ZM144 32H142L141 31V33H140V39H142V41H141V43H140V46L141 45H143V44H147L148 43V41H150L149 39L151 38V36H149V35H152V34H149L148 33V35H146V34H144L145 36H147V37H145L144 35ZM141 35H143L144 37H141ZM201 35V34H200ZM64 36V37H63ZM149 36V37H148ZM170 36V37H171ZM179 36V35H178ZM14 40H12L11 41V38ZM171 37V38H172ZM10 38V39H9ZM143 38L144 39H146L145 41H143ZM70 39V38H69ZM73 39V38H72ZM173 39V38H172ZM10 40V41H9ZM71 40V39H70ZM102 41H103V44H104V39H101ZM9 41V42H8ZM69 41V40H68ZM74 41V40H73ZM73 41H70V43L71 44H75V42L73 43ZM113 42H111V39H110V42H111V44L113 45V47L111 46V44H109V43H107V39H105V43H107V45L109 44V46H111V48H110V50H113V51H116V49H118L116 52L118 53V55H120V53L122 52V54H126V52H127V50H125L123 47H122V44H123V40H120V39H118L117 37H114V40H112ZM3 42V43H4ZM8 42V43H7ZM97 42L98 43H100V39H98L97 40ZM96 42V43H97ZM109 42V41H108ZM132 42V41H131ZM152 43L154 44V45H156V46H158L159 45V47H157V48H155V49H152L153 51H155V50H161V52H160V55H162L163 57H164V55H166L167 56V58L166 59H164V60H162L164 63L167 61V62H171L172 60L173 61H175L174 62V66L173 67H171V69H172V74H171V76H172V78H173V81H170V79H169V74L167 73V63H163L162 61V65H160V63L159 64H157L158 65V67L159 68H157V73H158V75H153V76H155L156 78L155 79H153L152 80V83H149V84H152V86L151 85H149L148 84V86H145L143 89H142V91L141 92H139L138 90H136V87L134 86V84L132 83L133 82V79H134V77H133V75L132 76H130L132 73H133V71H135V69H138L139 71L136 73V75H138L139 77H141V79L142 80H145V79H148V77H149V75L147 76L146 75V72H144V71H142V68L138 65V63H136V64H134V63H132L133 61H132V59L134 58V54L133 53H130V55L132 56L131 58V60H128V62L126 61V64H124V61H123V63L122 62H118V64L119 63H121V65L120 66H118V67H116L115 65H109L110 67L109 68H111V71L109 72V76H108V79H106V78H104V80L106 81V82H103V84H104V91L106 90V91H109V92H111L114 96H116V95H118V94H122V92H123V94H124V91H127V93H128V95H130L129 96V98H125V99H122L121 101V103L119 102V104L117 105H115L114 103V101H111L112 103L110 104L111 106H109V105H105V107H104V105H102V107H101V104H99L97 101H95V100H93L92 98H90L89 96H86L84 93H83V91L81 92V90H80V92H78L79 91V89H78V86L80 85L79 83L81 82H83L84 83V80H85V82H87V80H93L94 81V79L92 78V76L91 75H81V74H76V73H73L72 71H70V70H66V72H65V74H64V76H65V83L63 84V87H64V89H65V91H67V92H69L70 94H74V97L76 96V99L74 100L75 101V103H78V105L76 104V105H72L70 102H72V101H67V102H69L71 105V107H72V110H73V112H67L68 113V116H70L69 115V113H71L72 114V116H70V117H72L73 119H74V124L73 123H71L72 125H73V127H79V126H81V125H84V127L85 128H88V129H86L85 130V128L83 129L82 128V126H81V130H79V128H78V130L79 131H82V133H84V134H87V130H88V135L87 136H90V139H91V141L93 142V141H96L97 139L99 140V137H100V140L98 141L100 144H105V143H107L108 145H110V146H116L117 145V147H116V149H115V151H117L118 153H112V155H114L113 157H115V159L116 158H118V157H120V158H123L125 161L127 160V163L126 164H123V165H121V167L123 168L122 169V172H121V177L119 178V177H115L114 179H113V177H114V174H113V171L114 170H111V168H113L114 167V165H113V163H114V158L112 157V155H111V153H110V157H111V159H110V157H108V158H106L104 161H106V162H108V164L107 163H105V164H102L103 166H98L99 168H102L101 170H105L106 171V173H105V175L107 174V176H103V178H102V180L100 181H98V178H93L92 177V175L90 174V176H89V174H87L88 175V178H89V182L87 183V186L83 183V182H79L80 183V185H79V190H82V192H81V194H80V192H79V194L81 195V196H83L84 195V199H85V196H86V192L87 191H89L90 192V194H89V196H90V198L89 199H86V200H82L83 198L82 197H79V196H77V197H75V201H77L78 200V202H75L77 205H78V203H80L79 204V206L80 205H87V211H88V213H93V215L91 214L90 216L91 217H98V216H101V207H102V205H101V203L99 204V202H100V200L98 201V199L96 200V201H92L94 198H97L98 197V195H103L102 193H104V196L106 195L107 196V199L106 198H103V199H106V201L108 200V196L109 195H111V194H109L110 192H112V190H110L111 189V187H112V185L113 184H115V185H117L118 186V188H122L123 190H118V193H122V194H119L118 195V193H117V195H118V198H119V196H120V198H121V201L123 200V201H126V203L128 202V204L130 203V204H133V205H135V202L133 201V200H135L136 202H138L139 201V198L137 199V197H139V196H145V197H148V198H150V202H152L154 199V201H153V203L155 204L156 202V205H154V210H151V208H149L150 206L146 203V201L144 200H142L141 199V203L145 206V208H143L141 205L139 206V204H136L135 206H139V207H141L140 209H139V207L137 208L136 207V209L138 210V211H140L146 218H149V215L152 213V212H157V213H159V212H162L165 208H164V205L165 204H168V205H171V207H173L172 205V199H173V201L174 202H176V203H178V204H182V202H181V200L179 199V196H181V194H180V192H177V194H176V192H173V190H174V188H178V185H179V181L178 180H180V182H182L181 184H182V186L187 190V192L188 191H190L189 192V194H187L186 195V199L188 200V202H190L191 201V203L193 204V205H198V206H200L201 205V207H203L204 209H206L207 211H208V209H207V207H205V204H204V202L207 200V205L209 206V208H210V214L211 215H213L214 216V219H215V221H220V217L218 218V216L217 215H215V213H214V209L216 208V207H218L219 205H222V204H226V203H228V202H230V203H232V202H236V203H240L241 204V209H240V212L243 214V211H244V214L242 215L241 214V216H242V218H243V221H245V218H246V216L248 217V215L249 214H252L253 216H255V217H251L252 215H250L249 217H251V219H249L248 220V218L246 219V229H247V232H245V230H244V234H243V237L242 238H240V237H237V238H240V239H237L236 238V240L234 239L235 237L233 236L234 234H233V232L232 231H230L229 230V228H228V224H227V226H224V228H223V225L221 226V228L219 229V228H217L216 229V227L214 228V227H212L213 226V223H212V226H211V231H212V233L210 232V230L209 229H206V228H204L202 225H199L198 226V224H196L195 223V220L191 217V218H189L190 216H186V217H184V216H181V218H183L185 221H183V219H181L180 220V222H181V225L184 227H180V226H178L176 223H175V219H173V218H175V216L172 214V215H170L169 216V219H165V218H161V220H162V225H160V227H161V235L159 236L158 235V240L161 242V244L162 245H166V246H169V250L170 251H168V252H170V253H172L173 254V260H175L174 262L175 263H179L180 261H183L185 264H193L194 262H196V263H194V264H207V260H206V258L203 256V254L206 252V251H208L209 250V248H208V245H207V243L209 242V241H211L212 240V242H213V244L218 248V249H222V251H223V256H220V258H223L224 257V259H223V264H225V259H227V258H225V257H227V254H229L228 255V259L229 258H232V259H235V260H237V262H238V264H247L248 263V261L246 260V257L244 256L243 258L241 257V256H243L244 254H245V251H246V253L247 252H249V255H251V252H254L255 254H256V258H255V262H254V264H264V253H260L259 254V252H260V250H263L264 251V238H262V237H264L263 235H262V233H259L258 231H260V229L262 228V229H264V227H262V225L264 224V219H262L261 220V218H264V214H263V211H264V193L262 192V187H260L259 186V184L258 185H255L256 187H255V190H256V188H258V190H254V192H253V194H251V180H250V178L248 177V175L246 174V175H244L245 173H244V171L242 172V170L241 169H238L239 167L237 166V160H235L234 159V166L233 167H230V168H227V169H225L224 170V175L221 177V178H217L216 180H215V174H214V169H212L211 170V172L209 173V174H207V175H204L203 177H202V175H199V176H201V178L202 179H200V177L198 176V174H196V173H194V171H193V168L192 169H190L191 168V166L189 167L188 165V161L186 162V161H184L185 159H186V157H187V159L186 160H188V157L189 156H191L192 154H193V156H191V157H194V158H196L198 161H200L202 158H204V159H202V161L203 160H208L209 162H210V166H212V165H216V167H219V165H220V163H218L219 162V160L217 161V157H218V155H217V152L216 151H213L215 148L216 149H218L217 147L218 146H220L219 147V149L221 148V147H223L222 149L224 150V151H227V150H230V151H238V150H243L245 153H247V154H250L251 153V150H252V146H251V143L249 142H244V141H242V137L243 136H241V134L243 135L244 134V132H241V130L243 129H241V127H240V125H239V123H238V118L239 117H241V116H243L244 118L247 116V118H250V116H251V112H250V107L251 106H253V105H257L258 104V106L259 107H261V109L264 111V95H263V93H264V82H262V81H264V75H262L263 73H264V64H261V63H256L255 61H253V59H251L249 56V58H247V54H245L244 55V58H243V62L242 63H240V64H238V66H234V71L232 72V80H230L229 81V77H230V75H229V73L227 72V71H221L220 72V74H219V77L217 78V79H215V80H213V79H211V78H209L208 76H204L203 77V75H197V74H195L192 70H191V68H188L186 65V60L185 59H178V60H175V59H177V58H175L174 56H172L171 54H169V52H170V50H169V47H168V45L166 46H164V44H165V42L163 43V41H162V44H163V46H162V44H161V41L159 42L158 41V44L157 43H155V42H153V40H152ZM183 44H185L184 42H183ZM6 45H9L10 46V48H7V47H9V46H6ZM15 45V46H14ZM104 45H106V44H104ZM133 46H135V44L133 43L132 44ZM186 45V44H185ZM17 46V47H16ZM66 45H64V47H65ZM161 46L162 47H168V49H166L167 51L165 52L164 51V49H162L161 48ZM68 47V46H67ZM66 47V48H67ZM80 47V46H79ZM182 47H184V45H182ZM3 48H5V50H7V52H8V49H10V52H6ZM7 48V49H6ZM185 48V47H184ZM34 50V52H32L31 50ZM65 49V48H64ZM31 51V53H30V51ZM65 50H68V49H65ZM85 50L87 51V48H85ZM84 50V51H85ZM123 50H125V51H123ZM46 51H44V53H45ZM112 54V53H111ZM168 54V55H167ZM2 55V54H1ZM22 56V57H20V56ZM24 55V54H23ZM113 56H114V53H113ZM114 57H118V56H114ZM1 58L3 59V56L2 57H0V60H1ZM20 59H23V60H26L25 61V64H26V67H27V70L25 69V71H24V68H23V66H22V63H21V61H20ZM117 59H119V58H117ZM139 59V58H138ZM37 60V61H36ZM119 60H121V59H119ZM140 60H141V58H140ZM250 60V61H249ZM46 61V62H45ZM118 61V60H117ZM132 61V62H131ZM252 61V62H251ZM15 62H18V63H15ZM50 62H52V64H50ZM157 62V61H156ZM155 62V63H156ZM12 63V64H11ZM14 63H15V65H14ZM20 63V64H19ZM37 63H38V65H37ZM47 63V64H46ZM127 63H128V65L130 64L131 66L130 67H128V65H127ZM155 63H152L153 65H152V67L154 68L155 67ZM253 63V64H252ZM15 66V68H14V66ZM17 65H21V67H22V71H21V67H19L18 68V66ZM52 65V66H51ZM125 65H127V69H129V70H126L127 71V73H124V72H122V68L125 70ZM241 65H243V67L241 66ZM51 66V67H50ZM122 66V67H121ZM138 66H139V68H138ZM186 66V67H185ZM242 67V69H240L241 67ZM249 66H251V67H249ZM252 66H254V67H252ZM257 66V69L255 68ZM260 66V67H259ZM13 67V68H12ZM33 67V68H32ZM54 67V68H55ZM50 68H52V70L50 69ZM59 69L58 70H56V68H55V72H57V73H53V75H55V76H57V77H59V75L62 73V71L63 70H61V68L60 67H58ZM115 68V69H114ZM118 68V69H117ZM178 69V72H176V70ZM260 68V69H259ZM12 69L14 70L13 72H14V75H12L11 76V72H10V70L12 71ZM34 69V70H33ZM251 69V70H250ZM254 69H256L255 71H253ZM17 70V73L15 74V71ZM20 70V71H19ZM246 70V71H245ZM260 70V71H259ZM7 71H9V73L7 72ZM27 71V72H26ZM113 71V72H112ZM118 71V72H117ZM164 71H166L165 73H167L166 75H164ZM249 71V72H248ZM251 71V72H250ZM255 72V73H253V72ZM256 71H257V73H256ZM8 74H10V77L9 76H7V73ZM19 72V73H18ZM26 74H25V73ZM112 72V73H111ZM193 72V73H192ZM112 74V76H111V74ZM191 73V74H190ZM243 73L245 74V73H248V74H245V75H243ZM253 73V74H252ZM0 74V75H1ZM24 74V75H23ZM74 76H73V75ZM129 74V75H128ZM154 74V73H153ZM193 74H194V76H193ZM237 74V75H236ZM239 74H241V76L243 75V77L241 78V76L239 75ZM260 74V75H259ZM7 77H6V76ZM81 75V76H80ZM192 75V76H191ZM118 76V78H116V77ZM124 76V77H123ZM227 76H229V77H227ZM245 76V77H244ZM252 76V77H251ZM19 77V78H18ZM90 77V78H89ZM230 77V78H231ZM262 79H261V78ZM80 78H81V81H80ZM84 78V79H83ZM87 78V79H86ZM131 78H133L132 80H131ZM163 78V79H162ZM194 78V79H193ZM204 78H205V80H204ZM249 78H251V79H249ZM253 78V79H252ZM68 79V80H67ZM79 80V81H77L76 82V80ZM130 79V83H128L127 82V80H129ZM181 79V80H180ZM249 79V81H247ZM260 80L259 82H261V83H258L256 80ZM17 80V81H18ZM22 80V81H21ZM103 80V81H104ZM161 80H162V82H161ZM169 81H170V85H169ZM176 81H178V83H176ZM211 81H213V83L211 82ZM255 82V83H253V82ZM36 81H34L33 83H32V85L34 84L35 85V87H37V89L35 88H33L34 90H36V91H39V85H38V83L36 84L35 83ZM120 82H124V84H121L120 85ZM145 85H147V81H142ZM161 82V84L162 85H160L159 83ZM185 82V83H184ZM252 83V84H254V85H249L250 83ZM19 83V82H18ZM27 83V82H26ZM205 83V84H204ZM224 83H225V85H226V83H230L231 85H229V86H227V89H226V91H228L229 92V90L231 91V93L229 92V96H227V95H225V94H227L225 91H222L223 89H222V87H224L225 88V85H224ZM249 83V84H248ZM20 84V85H21ZM69 85V86H73V87H66V85ZM113 84V85H112ZM220 84V85H219ZM248 84V85H247ZM12 85L13 86H15L16 87V85L17 84H13L12 83ZM22 85H21V88H22ZM33 85V86H34ZM36 85H38V86H36ZM81 85H83V84H81ZM80 85V86H81ZM110 85V86H109ZM112 85V86H111ZM115 85V86H114ZM133 85V86H132ZM164 85H165V90H162V89H164V88H161L160 89V87H164ZM188 85V86H187ZM191 85V86H190ZM120 86V87H119ZM123 86V87H122ZM125 86V87H124ZM169 86V87H168ZM235 86V87H234ZM186 87H188V88H186ZM252 87H254V88H252ZM259 87V88H258ZM17 89L19 88L20 89V91L22 92V89L20 88V86L19 87H16ZM76 88H77V90L78 91H76ZM195 88V89H194ZM211 88V89H210ZM49 89H51L50 87H47L46 88V92H48V90ZM71 89V90H70ZM211 90V92H212V94H210V90ZM220 89V90H219ZM232 89V90H231ZM255 89H257V90H255ZM263 90V93L261 94L260 93V90ZM72 90H75V91H72ZM149 90H152V91H149ZM216 90V91H215ZM225 90V89H224ZM240 90V91H239ZM57 91V90H56ZM56 91H54L53 89H51V93L49 92V95L50 96H53V95H55L54 94V92H56ZM71 91V92H70ZM129 91V92H128ZM133 91H136V94H137V97L136 98H131V92H133ZM138 91V92H137ZM149 91V92H148ZM159 91V92H158ZM174 91V92H173ZM175 91H176V93H175ZM191 91V92H190ZM234 91V92H233ZM75 92L76 93H81L82 94V96H81V94H75ZM257 92V93H256ZM262 92V91H261ZM147 93H148V95L150 94H152L151 96L149 95H147ZM198 93V94H197ZM225 93V94H224ZM260 93V95H258ZM139 94V95H138ZM177 94V95H176ZM239 94V95H238ZM144 95H145V97H144ZM169 95V96H168ZM225 95V96H224ZM237 95L238 96H240V97H238V98H240V99H237ZM252 95H254V96H252ZM84 96V97H83ZM148 96V97H147ZM232 96V98H230ZM244 96H246V97H244ZM54 98H55V100L56 101H58V99L60 98V97H56V96H53ZM79 98V99H78ZM83 98H85V99H83ZM165 98H167V99H169V100H164ZM226 98V99H225ZM256 98V99H255ZM138 99V100H137ZM209 100V102H206V101H208ZM222 99V100H221ZM80 100V101H79ZM86 101V102H84V101ZM91 100H93L92 102H91ZM153 100L155 101V102H153ZM164 100V101H163ZM213 100V101H212ZM231 100H232V102H231ZM233 100H236V102H233ZM237 100H239V101H237ZM82 101H83V103H82ZM94 101L95 102H97L96 104L94 103ZM129 101V102H128ZM136 101H138V104H136L137 102ZM144 101V102H143ZM153 103H152V102ZM126 102V103H125ZM131 102V103H130ZM142 102V103H141ZM213 102H215V103H213ZM258 102V103H257ZM19 103H21V102H19ZM23 103H25V104H23ZM87 103H91V104H87ZM92 103H94V104H92ZM172 103L175 105V106H171L172 105ZM179 103H181V105L179 106ZM189 103V104H188ZM207 103V104H206ZM263 105H262V104ZM26 104L28 105V106H30L31 105V102L29 101V99H27V101L26 102H22L19 106L20 107H24L23 105H25V109L24 108H22L23 109V111L26 113V115H27V113H30V112H32V113H30V114H32L31 116H29V115H25V113H24V115H23V118H22V120H23V123H24V125H25V123L28 125L27 126V128H29L31 125H32V123H31V119H35V117L39 114V111H41L43 108L41 107V108H39V104H38V106H37V102L35 101L34 102V104H35V106H37V108L38 109H40V110H34V108L32 107L31 108V106L29 107V108H27V106H26ZM30 104V105H29ZM82 104V105H81ZM169 104V105H168ZM85 105V107H83ZM94 105H95V107H94ZM100 105V108L98 109V108H96L97 106H99ZM125 107H124V106ZM131 105V106H130ZM137 105H139V107L137 106ZM151 105V106H150ZM83 107V108H81V109H78V108H80V107ZM134 106H136V107H134ZM148 106V107H147ZM230 106V107H229ZM19 107V109H21ZM75 107H77V108H75ZM104 107V109H103V111H104V113L106 112V111H108V112H106L105 114L104 113H102V114H104V115H102L100 112L102 111V109L101 108H103ZM124 107V108H123ZM147 109V110H145V108ZM166 107V108H165ZM173 107H174V109H173ZM220 107H222V108H220ZM230 108L229 110L228 109H226V108ZM232 107V108H231ZM239 107V108H238ZM84 108L85 109H87V110H85L87 113H85V111H84ZM121 108H123V110L121 109ZM157 108V109H156ZM172 108V109H171ZM211 108V110H212V112L209 110ZM212 108H215V109H212ZM246 108H248V109H246ZM21 109V110H22ZM26 109H31L29 112H27V110ZM35 109H36V107H35ZM92 109H93V112H92ZM179 109H180V111L181 110H183V112L181 113V112H178L179 111ZM81 110V111H80ZM95 110V111H94ZM98 110H100V112L98 111ZM116 110H117V112H116ZM125 110V111H124ZM127 110V111H126ZM138 110V111H137ZM153 110H155V111H153ZM214 110V111H213ZM229 111V112H227V111ZM240 110V111H239ZM34 111L36 112V113H34ZM98 111V112H97ZM115 111V112H114ZM120 111V112H119ZM170 111H172L173 112V116L171 117V112ZM1 112V111H0ZM130 112H131V114H130ZM137 112V113H136ZM161 113V114H159V113ZM2 113V112H1ZM1 113H0V115H1ZM79 113V114H78ZM83 113V114H82ZM102 116H105L106 115V117H107V115L109 116L107 119H105L106 117H100L101 115ZM111 113V114H110ZM149 113H151V115H150V117H149ZM191 113H192V115H191ZM221 113V114H220ZM34 114H36V115H34ZM74 114V115H73ZM136 114V115H135ZM155 114H158L157 116L155 115ZM249 116H248V115ZM85 115V116H84ZM96 115V116H95ZM110 115H113V118H114V120H112L113 121V123H114V125H113V123H111V122H108V121H110L111 120V118H110ZM116 115V116H115ZM118 115V116H117ZM123 116V115H125V116H123V117H120V116ZM135 115V116H134ZM139 115V116H138ZM140 115H144V117L142 116H140ZM170 115V116H169ZM221 115H224L223 117L221 116ZM240 115V116H239ZM86 117V119L88 118V120H86L85 118H83V121L84 122H86V123H88L87 124V126L88 127H86V125H85V123L82 121V118L81 117ZM151 116H153L154 117V119H152L153 117H151ZM191 116V117H190ZM205 116V117H204ZM214 116H216L215 117V119H214ZM1 117V116H0ZM25 117V118H24ZM131 117V118H130ZM193 117V118H192ZM221 117L223 118V120L221 119ZM230 117V118H229ZM236 117V118H235ZM2 118V117H1ZM81 118V119H80ZM90 118H92V120L90 119ZM103 118V119H102ZM119 118H122V120L121 119H119ZM156 118V119H155ZM162 118H165V119H162ZM179 118V119H178ZM202 118H205L204 120H206V121H204V120H202ZM235 118V119H234ZM242 118V117H241ZM241 118H239V120L241 119ZM30 119V120H29ZM135 119V120H134ZM141 119H142V123L140 122L141 121ZM176 119H178V121H175ZM187 119V120H186ZM199 119V120H198ZM243 119V118H242ZM26 120H29L30 121V123L28 124L27 122H29V121H26ZM36 120V119H35ZM90 120V121H89ZM133 120V121H132ZM136 120L137 121H139V123L138 122H136ZM153 120V121H152ZM234 120V121H233ZM1 122H0V129L2 128V125H3V123L5 124V120H3V122H2V119L0 120ZM26 121V122H25ZM92 121V122H91ZM96 123H95V122ZM100 121V125H107V127H105V130L104 129H99V124H98V122ZM103 121V122H102ZM125 122V124L126 125H124V122ZM197 121H198V123H197ZM201 121V122H200ZM203 121V122H202ZM94 122V123H93ZM131 122V123H130ZM146 122L148 123L147 125H145L146 124ZM165 122V123H164ZM173 122V123H172ZM227 122H229V123H227ZM240 122V121H239ZM2 123V124H1ZM51 123V122H50ZM49 123V124H50ZM113 125H111V124ZM122 123V124H121ZM163 123H164V125H163ZM183 124L184 125V127H181V128H183V129H181L180 130V126H182V125H180V124ZM185 123V124H184ZM36 124H39L38 123V121H35V124H34V127L36 128L37 127V129H35L34 127L32 128V132H31V134H32V136L33 137H31V138H29V140L28 141H23V140H20L21 142H23L25 145L27 144V146H29V142H36V143H42V145H43V142L45 141L44 139H46V135H45V138L43 137L44 135L43 134H45L44 133V131L43 130H41V129H38L39 128V126L41 125H38V126H35ZM52 124V123H51ZM96 124V127L94 126ZM117 126H116V125ZM150 124H152V125H154V126H152V125H150ZM212 124V125H211ZM224 124H227L226 126L224 125ZM231 124V125H230ZM235 124V125H234ZM149 125V126H148ZM163 125V126H162ZM199 125V126H198ZM223 125L225 126V127H227V129L225 128H223ZM70 126V125H69ZM145 126V127H144ZM147 126H148V129H147ZM152 126V127H151ZM229 126V127H228ZM235 126V127H234ZM25 127H26V125H25ZM71 127V126H70ZM133 127V128H132ZM174 127V128H173ZM191 127V129H189ZM4 128V127H3ZM2 128V129H3ZM45 128V127H44ZM97 130V131H95V129ZM124 128V129H123ZM131 128H132V131L133 132H131ZM152 128H154V130L152 131V130H150V129H152ZM214 128H216V130H217V132L216 131H214L215 129ZM235 128V129H234ZM84 131H83V130ZM118 129H119V131H118ZM121 129V130H120ZM136 131H135V130ZM177 131H176V130ZM228 129H230V130H232V132L234 131V132H236L235 134L234 133H232V132H230V130H228ZM236 129H237V131H236ZM6 130V129H5ZM5 130L3 131V130H1L2 131V133H0L1 135L0 136H2V137H0V138H3L5 135H4V132H5ZM94 130V131H93ZM103 130V132H101ZM160 130H161V132H160ZM188 130H191V131H188ZM201 130V131H200ZM204 131V133H205V136L203 135V131ZM227 130H228V132H227ZM0 131V132H1ZM40 131H42L43 132V134H41V132ZM143 131V132H142ZM165 131V132H164ZM188 131V132H187ZM213 131L216 133H214L213 134ZM223 131V132H222ZM243 131V130H242ZM68 132H69V130H68ZM101 132V133H100ZM107 132H108V134H107ZM127 132V133H126ZM158 132H160V133H158ZM185 132H187V133H185ZM192 132V133H191ZM229 133L230 132V134H233V135H231V137H230V135L229 134H227V133ZM15 133V134H14ZM13 133V136L15 135V136H17L16 135V132H14ZM109 133H112V134H109ZM120 133V134H119ZM129 133V134H128ZM141 133V134H140ZM143 133H145V136H144V134ZM164 133H167V134H164ZM169 133V134H168ZM184 133L185 134H187V139H185L186 138V136L184 135ZM238 133V134H237ZM66 134H67V132H65V134L63 135H61V136H59V138H58V141H59V144H58V148L56 149V150H53V149H51V152H52V158H51V161H53L55 164H57L58 165V161H60L61 162V164L62 165H66V163H64L65 161H62V159L65 157V155H63L62 156V153H64V152H62L60 149H64L63 147L65 146V144H66ZM127 136H126V135ZM182 134V135H181ZM193 134H195V135H193ZM207 134V135H206ZM39 135H43L42 137L44 138V139H41L42 137H40ZM93 135V136H92ZM102 135V136H101ZM111 135V136H110ZM115 135H119L120 136V138H117V136H114ZM126 137H125V136ZM184 135V136H183ZM204 137H203V136ZM214 135V136H213ZM237 137H236V136ZM15 136H14V138H15ZM40 138H39V137ZM92 136V137H91ZM105 136L107 137V139H105ZM123 136L127 139V141L128 142H126V139H125V141H124V138H123ZM97 137V138H96ZM136 138L138 141H136V140H134V138ZM171 137V138H170ZM185 137V138H184ZM191 138L190 140H189V138ZM208 137V138H207ZM229 137V138H228ZM236 137V138H235ZM13 138V140L16 142V143H18V145L16 144V146H17V149L18 150H20V152L21 151H25L26 149H28L27 148V146H25V145H22V143L19 141V139L17 140V137H16V139H14ZM64 138V139H63ZM94 138V139H93ZM103 138H104V140H103ZM122 138V139H121ZM131 138V139H130ZM152 138H155V139H153L152 140ZM193 138V139H192ZM198 138H200V139H198ZM232 138V139H231ZM233 138L234 139H236V145H238V146H236L235 145V141L233 140ZM36 141H35V140ZM42 141H41V140ZM62 139H63V141L64 142H62ZM111 139H113L115 142H113ZM142 139V140H141ZM215 139H217V141L215 140ZM239 139L241 140V141H239ZM1 141H2V145H3V140L2 139H0ZM44 140V141H43ZM111 140V141H110ZM134 140V144H133V141ZM139 140L141 141L140 143H139ZM179 140V141H178ZM189 140V141H188ZM198 140L199 141H201L200 143L201 144H199L198 143ZM225 140V142H227L228 143V145H227V143L225 144L223 141ZM227 140V141H226ZM232 140V141H231ZM18 141V142H17ZM38 141V142H37ZM40 141V142H39ZM109 141V142H108ZM129 141L131 142L130 144H129ZM142 141H144L143 142V144H142ZM173 141H178V142H173ZM187 141V142H186ZM193 141V142H192ZM213 141H216V144H215V142H213ZM136 142V143H135ZM121 143V144H120ZM157 143L163 148H161V147H159V145H157ZM164 143V144H163ZM165 143H166V145H165ZM167 143H169V144H167ZM183 143V144H182ZM184 143H185V147L183 146L184 145ZM211 143H212V145H211ZM244 143H248V146L246 145V146H244L243 144ZM21 144V145H20ZM126 144H127V146H126ZM129 144V145H128ZM132 144V145H131ZM241 144V145H240ZM139 145L140 146H142L143 145V149H141V148H139L138 149V147H139ZM154 146V145H157L158 146V150L157 149H154V153H152L153 152V150H151V148H153V146L152 147H148V146ZM201 145V146H200ZM210 145V146H209ZM4 146H7V145H4ZM22 146H24V147H22ZM118 146H120V147H118ZM133 146V147H132ZM166 146H168V148L166 147ZM193 146V147H192ZM198 146V147H197ZM200 146V147H199ZM217 146V147H216ZM226 146H228V147H230V148H226ZM249 146H251L249 149H248V147ZM131 148V149H135V151H136V153L137 152H140V154L139 153H137V155L135 156H133V155H131L132 157L130 158V156L126 153V150H127V148ZM146 147V148H145ZM148 147V148H147ZM166 147V148H165ZM175 147H177V149L174 148ZM187 147H189L190 149L188 150V148ZM195 147V148H194ZM212 147V148H211ZM240 147V148H239ZM118 148V149H117ZM121 148V150H119ZM172 148V149H171ZM198 150H197V149ZM232 148V149H231ZM239 148V149H238ZM244 148V149H243ZM138 149V150H137ZM162 150V152H161V150ZM165 149V150H164ZM168 149V150H167ZM182 149V150H181ZM186 149V150H185ZM200 149V150H199ZM202 149H204V150H202ZM246 149V150H245ZM125 150V151H124ZM144 150H146L145 152H144ZM172 150H173V152H172ZM184 150V151H183ZM188 150V151H187ZM193 150V151H192ZM197 150V151H196ZM203 152H202V151ZM55 151V152H54ZM59 151H61L60 153L61 154H59ZM122 151H123V153H122ZM152 151V152H151ZM156 151V152H155ZM168 151V152H167ZM179 151V152H178ZM50 152V153H51ZM54 152V153H53ZM148 152V153H147ZM161 152V153H160ZM167 152V153H166ZM177 152V153H176ZM206 152H208V154L207 155H205L206 154ZM213 152V153H212ZM22 153V152H21ZM141 153H142V155H141ZM158 153H160L159 155L160 156H158ZM171 153H173L172 155H171ZM175 153V154H174ZM185 153H186V155H185ZM192 153V154H191ZM59 154V156H57ZM102 154H105L104 152L102 153ZM126 154V155H125ZM152 154H153V156H152ZM155 154H156V156H155ZM168 155V156H166V157H164L165 155ZM202 154V155H201ZM216 154V155H215ZM10 155H12V154H10ZM60 155H61V157H60ZM124 155V156H123ZM128 155V156H127ZM150 155V157H148V156ZM185 155V156H184ZM195 155V156H194ZM199 155H201L202 156V158L199 156ZM50 156V157H51ZM70 155H68L67 157H69ZM126 156L127 157H129V158H126ZM140 156H146V158H145V161H141V160H139V157ZM158 156V157H157ZM163 156V157H162ZM228 156V155H227ZM54 157V158H53ZM125 157V158H124ZM135 157V159H132V158H134ZM144 157H140V159L141 158H143L144 159ZM180 157V158H179ZM185 159H184V158ZM56 158H58V159H56ZM61 158V159H60ZM149 158V159H148ZM157 158V159H156ZM162 158V159H161ZM183 160H182V159ZM201 158V159H200ZM55 159V160H54ZM68 159H70V160H72V159H74L72 156H71V158H68ZM113 159V160H112ZM154 159H156L155 161H154ZM171 159V160H170ZM175 159V160H174ZM213 159V160H212ZM219 159V158H218ZM92 160V162L90 163V161ZM93 160H94V156L92 157V159L90 158L89 159V157H88V159H87V161H88V167H89V169L91 170V171H93V172H95L96 170H97V165L94 167L93 165H95L96 163H94L93 162ZM129 160H132L133 161V163H132V161H129ZM153 160V161H152ZM159 160H160V163L162 164H159ZM169 160V161H168ZM181 160V162H178V161H180ZM110 161H113V162H111V163H109ZM134 161L136 162V163H139V162H141V164H142V168H141V164L140 165H138V164H136L135 165V163H134ZM152 161V162H151ZM170 161H174L173 163L172 162H170ZM212 161V162H211ZM60 162H59V165H58V167H56V166H53V165H55V164H53L52 165V167H53V169L54 170H59V166L61 165L60 164ZM151 162V163H150ZM167 162H169V164H173V168H172V165H171V168L170 167H168L169 166V164H166ZM201 162V161H200ZM178 163V164H177ZM183 163V164H182ZM212 163H214V164H212ZM130 166H129V165ZM167 166H166V165ZM186 164H188L187 165V169L185 168V165ZM93 166V167H90V166ZM99 165H101V163H99ZM105 165V166H104ZM155 165H157L158 166V169L155 167ZM214 165V166H215ZM14 166V165H13ZM12 166V169L11 168H6L5 169V171H4V173L2 174V175H0V178L2 177V176H4V177H2L1 179H0V190H2L1 189V187H3V185H4V183H6V182H9L8 180H7V176H10V177H16L17 176V172H18V168H17V166H16V168L17 169H15V167H13ZM106 166H110L109 167V170L107 171L106 170ZM113 166V167H112ZM118 166H120V165H118ZM146 166H147V168L149 169H147L146 168ZM154 168H153V167ZM163 166V167H162ZM213 166V167H214ZM125 167H127V168H125ZM140 167V168H139ZM150 167H152V169L150 168ZM165 167H167V170H165L164 168ZM15 170H14V169ZM126 170H125V169ZM143 168H145V169H147V171H148V173H149V175H150V177H148V179H147V184H145V182L146 181H143L141 178H139L138 176L140 175V174H144V171L143 170H141V169H143ZM161 168V169H160ZM163 168V169H162ZM178 168V169H177ZM95 171H94V170ZM115 169V168H114ZM140 169V170H139ZM155 169V170H154ZM158 171H157V170ZM169 169L171 170V172L172 173H174V174H172L171 173V175H172V177H171V175H170V172H169ZM238 171H236V170ZM135 170V171H134ZM138 170H139V172H138ZM152 171V176H151V171ZM154 170V171H153ZM161 170V171H160ZM182 170H185V172H187V173H184ZM189 170H192L191 172L189 171ZM233 170H235V171H233ZM134 171V172H133ZM156 171V172H155ZM166 171H167V173H166ZM177 171V172H176ZM181 171L183 172V173H181ZM190 172V174H189V172ZM111 172V174H109ZM131 172H133V174H131ZM138 172V173H140V174H136V173ZM157 172H159L160 173V175L158 174V176L161 178V180H158L159 179V177L157 176ZM180 172V173H179ZM229 172H230V176H229ZM239 172H241V173H239ZM13 175H15V176H13ZM95 173H97V171L95 172ZM134 173L137 175V179L135 180V178H136V176L134 175ZM162 173H164L163 175H162ZM176 173H178V177H175V176H177L176 175ZM211 173H213V175L211 174ZM237 173H239V174H237ZM244 173V174H243ZM98 174V173H97ZM124 174V175H123ZM167 174V175H166ZM179 174L181 175H183L184 176V178H186V179H184L183 180V178L180 176L179 177ZM191 174H193L192 176H191ZM195 174V175H194ZM213 176H211V175ZM242 174V175H241ZM132 175V176H131ZM154 175V176H153ZM168 175H170V177L168 176ZM187 175V176H186ZM210 175V176H209ZM235 175L237 176L236 178H235ZM240 175V176H239ZM245 176V178L246 177H248L247 179H245L244 178V176ZM110 176V177H109ZM168 176V177H167ZM191 176V177H190ZM206 176V177H205ZM208 176H209V178L211 179H209L208 178ZM227 176V177H226ZM229 176V177H228ZM97 177V176H96ZM109 177V178H108ZM127 178L126 180H124V178ZM153 177V179H152V181H151V178ZM155 177V178H154ZM167 177V178H166ZM188 177H190V178H192V179H190V178H188ZM194 177H196V181H195V183L197 184V183H199V184H197V185H195V183H194ZM242 177H243V179H242ZM92 178L94 179V180H96V181H93L92 180ZM117 178H119L118 180H117ZM134 178V179H133ZM158 178V179H157ZM182 178V179H181ZM194 178V179H193ZM207 178H208V180H207ZM223 178H225V179H223ZM240 178V179H239ZM112 179H113V181H112ZM115 179H116V181H115ZM163 179H165L166 181H168V183L165 181V180H163ZM188 179H190L189 181H190V186L189 185H187V184H189V182L187 183V180ZM198 179H200V180H198ZM203 179H206L205 181H206V183H205V181H202ZM221 179V180H220ZM249 179V181L247 182V180ZM110 180V181H112L111 183H110V181L108 182V181ZM120 180V181H119ZM140 180V181H139ZM176 180V181H175ZM226 180H228V181H226ZM241 180H242V182H241ZM104 181H106V183L107 184H105L104 185ZM125 181H126V183H127V185H126V183H125ZM151 181V182H150ZM160 181H162L161 182V184H162V188H163V190H165V191H163V190H161V187H159V184H160ZM164 181V182H163ZM217 181V182H216ZM225 181H226V183H225ZM240 181V182H239ZM102 182V184H100ZM117 184H116V183ZM124 182V183H123ZM131 182L133 183V184H131ZM158 183L159 182V184H154V183ZM165 182H166V184H168V185H166L165 184ZM176 182V183H175ZM204 182V183H203ZM208 182V183H207ZM218 182H219V184H218ZM232 182H234V183H232ZM245 182V183H244ZM9 183H12V181H10ZM83 183V184H82ZM92 183H95V184H93L94 185V189H96V187H98L96 190H94L93 189V187H92V185L91 184ZM128 183H130V184H128ZM137 183V185H135ZM175 183V184H174ZM201 183H202V185H201ZM246 183H248V184H246ZM88 184H90V186L92 187H90ZM97 184H100V186H98ZM110 184V185H109ZM140 184H141V186H140ZM151 184V185H150ZM232 184V185H231ZM246 186H245V185ZM82 185L83 186H86V187H88V189L89 190H87L86 192H84V194H83V191H84V189L82 188ZM95 185H97L96 187H95ZM108 185V187H105V186H107ZM124 185V186H123ZM193 185V187H191ZM198 185H201V190H203V197H201L202 195H200L201 194V191H200V186H198ZM5 186V185H4ZM103 186V187H102ZM109 186H111L110 188H109ZM122 186V187H121ZM143 186H147V187H150L149 189H153L154 191H153V193H147L145 190H144V187ZM154 186H158L159 187V189H158V187H154ZM173 186H174V188H173ZM207 186V187H206ZM211 186V187H210ZM239 186V187H238ZM23 187V186H22ZM189 187H191L192 189H193V192L191 191V188H189ZM196 187H198V188H196ZM260 187V188H259ZM21 188V187H20ZM99 188H101L102 190H106V192H104V191H100L99 190ZM125 188H127V190L125 189ZM154 188H156V189H154ZM218 188H220V189H218ZM236 188H237V192L235 193L234 191H236ZM21 189H23V188H21ZM130 189V190H129ZM135 189V190H134ZM143 189V190H142ZM199 189V190H198ZM210 190V192L208 191V190ZM213 189V190H212ZM240 189V190H239ZM110 190V192L108 193V191ZM158 190V191H157ZM169 190V191H168ZM172 190V191H171ZM205 190V191H204ZM234 190V191H233ZM92 191V192H91ZM162 191V192H161ZM166 191L169 193V194H167L166 193ZM198 191H200V193L198 192ZM238 191H239V193H238ZM21 192H22V190H21ZM100 194H99V193ZM132 192V193H131ZM134 192V193H133ZM159 192H161V196L159 195V194H154V193H159ZM191 192H192V194H191ZM195 192V193H194ZM208 192V193H207ZM216 192H218V193H216ZM23 193V192H22ZM96 193V194H95ZM124 193V194H123ZM146 193V194H145ZM165 193V194H164ZM226 193V194H225ZM246 193H248L246 196H245V194ZM83 194V195H82ZM135 194H137V195H135ZM150 194V195H149ZM173 194V195H172ZM193 194H195L196 196H197V198H199V197H201V198H199L198 200H197V198H196V196H194ZM210 195V196H207V195ZM211 194H215V195H212L211 196ZM217 194V195H216ZM240 194V195H239ZM257 194V195H256ZM23 195V197H25L24 196V193L22 194ZM94 197H93V196ZM97 195V196H96ZM100 195V196H101ZM121 195H124V199H123V197L121 196ZM134 195V196H133ZM152 195V196H151ZM169 195H171L170 196V198H169ZM175 195H176V197H175ZM200 195V196H199ZM243 195V196H242ZM6 196V195H5ZM129 196V197H128ZM137 196V197H136ZM158 196V197H157ZM174 196V197H173ZM193 196V197H192ZM216 196H217V198H216ZM229 196V197H228ZM7 197H8V195H7ZM23 197L21 196V198H20V196L18 195L16 198L18 199V202L16 201V203L19 205V206H22V207H20V210L22 211L23 209H21V208H23V206H27V205H24V202H25V199L26 198H24L23 199ZM92 197V198H91ZM190 197V198H189ZM194 197L196 198L195 200H193L194 199ZM210 197H212L211 199H209ZM241 197V198H240ZM250 197H252V199H251V203L248 205L247 204V199H249ZM20 198V199H19ZM80 198V199H79ZM82 198V199H81ZM119 198V199H120ZM134 198V199H133ZM157 198H159V199H157ZM160 198H161V200L163 201V199H164V201L163 202H165V204H163L162 203V201H160L159 202V200H160ZM178 199V200H174V199ZM206 198H208V199H206ZM245 198V199H244ZM260 198V199H259ZM131 199V200H130ZM133 199V200H132ZM239 199H241L242 201H238ZM84 201V202H82V201ZM95 200V199H94ZM128 200H130V201H128ZM193 200V201H192ZM197 200V201H196ZM216 200V201H215ZM243 200H245L246 201V203H245V201H243ZM256 200H258V201H262L261 202V204H258L257 202L258 201H256ZM79 201H81L82 202V204H81V202H79ZM85 201H87V203L85 202ZM104 201V200H103ZM109 201V200H108ZM167 201V202H166ZM179 201V202H178ZM105 202V201H104ZM169 202H171V203H169ZM214 202V203H213ZM257 203L256 205L255 204H253V203ZM259 202V203H260ZM92 203H94V204H92ZM162 203V205H160ZM190 203V205H191V207H193L192 206V204ZM196 203V204H195ZM198 203V204H197ZM206 203V202H205ZM217 203H219V204H217ZM221 203V204H220ZM96 204H98V205H100L101 207H98V205H96ZM146 204H147V206H148V209H147V207H146ZM85 205V206H86ZM96 205L97 207H95L94 208V206ZM106 205H107V207H109V208H107L106 207ZM110 205V206H109ZM159 207H158V206ZM206 205V206H207ZM212 205H213V207H212ZM81 206V207H82ZM85 206H83V207H85ZM211 206V207H210ZM214 206H215V208H214ZM252 206H254V207H252ZM255 206H256V208H255ZM259 206V207H258ZM24 207V208H25ZM105 207H106V209H108V211H111V207H113L112 208V210L114 211L115 209H114V206H112V204H110V202H105ZM243 207V208H242ZM92 208V209H91ZM156 208V209H155ZM250 208V209H249ZM28 209V208H27ZM91 209L92 211H89V210ZM194 209V208H193ZM245 209V210H244ZM100 210V211H99ZM141 210H143V211H141ZM145 210V211H144ZM251 210V211H250ZM27 211L28 210H26V208H25V211H22V213L23 214H28L27 213ZM151 211V212H150ZM213 211V212H212ZM248 213H247V212ZM150 212V213H149ZM175 212H176V210H175ZM247 214H246V213ZM252 212V213H251ZM262 212V213H261ZM0 213H2V210H1V208H0ZM4 213V212H3ZM254 213V214H253ZM226 214H229V213H226ZM186 215V214H185ZM230 215V214H229ZM1 216V215H0ZM135 216H137V214L135 213ZM148 216V217H147ZM263 216V217H262ZM20 217H21V221H22V225H24L25 226V228L26 229H29L30 227L31 228H33V226H31L32 224H31V220L29 219V218H27V217H25V215L23 216V215H21L20 214ZM261 217V218H260ZM37 218L40 220V219H42V218H40L39 216H37ZM186 218V219H185ZM253 218V219H252ZM256 218H258V219H256ZM194 221H193V220ZM259 220L258 222L257 221H255V220ZM89 220V221H88ZM84 219V221H86V222H89V223H85L86 224V227H92V221L90 222V220L91 219ZM164 220V221H163ZM167 221V222H166ZM172 221V222H171ZM189 221H190V223H189ZM219 221H218V225H219ZM240 221V220H239ZM250 221V222H249ZM261 221H262V223H261ZM83 222V221H82ZM193 222L195 223V224H193ZM254 224H253V223ZM96 223H98V222H96ZM225 223H227L226 221H225ZM256 223V224H255ZM90 224V225H89ZM170 224V225H169ZM262 224V225H261ZM109 228H112V230L110 231L111 232V237L112 238H116V236H117V233H116V230H118V228L116 227V226H114V225H111L110 223H108V224H106ZM185 225H188L189 227H186ZM168 226V227H167ZM197 226V227H196ZM201 226V227H200ZM255 226V227H254ZM261 226V227H260ZM264 226V225H263ZM170 227V228H169ZM196 227V228H195ZM228 229H227V228ZM251 227V228H250ZM258 227V228H257ZM185 229V231L184 230H181V229ZM202 228V229H201ZM34 229V228H33ZM174 230V232H173V234H172V231ZM180 229V230H179ZM191 229H193L194 231H196V232H194V231H192L191 233H190V231L189 230H191ZM205 229V230H204ZM214 229V230H213ZM249 229H251V230H249ZM125 230H126V232H125ZM125 230H123L122 232H123V235L120 237V240H117L116 242H114L115 243V245L113 246V249L115 250V251H117L118 249L116 248V245H117V243H118V245H121V246H123L124 245V243H125V245H126V249H127V256L129 257V258H132L134 261H136L137 263H141V264H156V263H154L152 260H151V258L149 257V255H148V253H147V248H146V246H144V243L141 241V246H143V248H144V251H145V254H140L139 252H136L133 248H132V246H131V244L132 243H135V239L133 240V231L131 230V229H125ZM128 230V231H127ZM131 230V231H130ZM171 230V231H170ZM225 230H227V232H225ZM250 232H249V231ZM254 230V231H253ZM34 231V236L35 237H37L38 239H39V241H40V243H43V244H46V245H49V241H48V239H50L51 238V235L50 234H47V233H44L40 228L39 229H35V230H33ZM179 231V232H178ZM181 231H184L183 233L181 232ZM187 231H189V232H187ZM216 231V232H215ZM252 231L254 232V233H252ZM255 231L257 232L256 233V235H255ZM70 231L68 230V233H69ZM205 232H206V235H205ZM211 233V235H210V233ZM213 232L216 234V235H219V234H221V235H219V236H221V238H218V236H216L215 234H213ZM217 232H219V233H217ZM115 233V234H114ZM127 233V235H125ZM129 233H131V234H129ZM169 233H171L172 235H170ZM223 233V234H222ZM228 233V234H227ZM229 233H230V235H229ZM231 233H232V235H231ZM251 234V235H249V234ZM129 234V235H128ZM202 234V235H201ZM208 234V235H207ZM227 234V235H226ZM262 236H261V235ZM67 235V236H66ZM66 241L63 239L62 241H64V244H63V242L61 241L60 242V246L59 247H67V245H73V244H76L77 243V245L80 247V253L78 254V253H75V252H73V255H74V259H70L69 261H68V259L69 258H64V257H61V259L60 260H62V261H60L59 260V264H89L90 262V264H98V263H100L101 261L100 260H97V259H94V258H91V257H89V255L91 254V253H93V251H95L96 249H95V246L93 245V243L92 242H90V241H88V240H83L82 242H84V243H82L81 242V240L80 241H76V242H73L72 240H71V235H69V234H67V232H66ZM190 235H192V236H190ZM195 235V236H194ZM222 235H223V237H227V238H230V239H233L232 241L230 240V239H224L223 237H222ZM11 236H13L14 237V235H11ZM165 237V238H162V237ZM169 236V237H168ZM184 236V237H183ZM207 236V237H206ZM212 236H213V238H212ZM247 236H251V237H247ZM123 237V238H122ZM127 237H128V239H127ZM160 237V238H159ZM172 237H174V238H172ZM189 237H191V238H195L197 241H199V243H198V245H197V247L198 246H200V247H198V248H196V247H194V246H192L190 243H189V241H186V240H188V239H190ZM197 237V238H196ZM211 237V238H210ZM216 239H215V238ZM232 237V238H231ZM245 237H247V238H245ZM255 237V238H254ZM259 237V238H258ZM70 240H69V239ZM87 238H90L91 240H93V241H95L97 238H101L100 236H89V237H87ZM127 240H126V239ZM185 238H186V240H185ZM251 238V239H250ZM252 238H254V240H252ZM125 239V240H124ZM137 239H139V237L137 236ZM164 239V240H163ZM221 239H223V241L221 240ZM252 240L253 242L251 243V241L250 240ZM263 239V242H259V241H261V240ZM163 240V241H162ZM177 242H176V241ZM216 240V241H215ZM220 242H219V241ZM225 240H227V241H225ZM229 240V241H228ZM235 240V241H234ZM259 240V241H258ZM67 241H68V243H67ZM174 241L176 242L175 244H176V246H174ZM165 242V243H164ZM205 244H204V243ZM214 242H216V243H214ZM218 242V243H217ZM223 242V243H222ZM230 243L228 246H226V249H225V245L227 244V243ZM240 242V243H239ZM242 242H244L243 244H241ZM249 242V243H248ZM256 242L258 243V246L256 247L257 249H253L254 247H255V245H256ZM80 243V244H79ZM221 243V244H220ZM225 243V244H224ZM234 243V244H233ZM253 243H255L254 244V247H253ZM61 244H63L62 246H61ZM65 244H67L66 246H65ZM183 244V245H182ZM188 244V245H187ZM218 244V245H217ZM238 246H237V245ZM240 244V245H239ZM245 244V245H244ZM247 244V245H246ZM182 245V246H181ZM221 245H222V247H221ZM233 245V246H232ZM263 246V248H262V246ZM188 246H191V248L190 247H188ZM220 246V247H219ZM232 246V247H231ZM236 246V247H235ZM245 247H247V248H245ZM173 250H171V249ZM188 248V249H187ZM189 248H190V250L192 249V251H190L189 250ZM250 248H252L251 249V251L249 250ZM176 249V250H175ZM226 251H225V250ZM237 249L238 250H241V254L240 255H238L237 254ZM247 249V250H246ZM25 250V249H24ZM249 250V251H248ZM178 251H180L179 253L181 254V255H179L178 254ZM181 251H183L182 253H181ZM256 251H258L257 253H256ZM227 252V253H226ZM177 253V254H176ZM190 253L192 254V255H190ZM226 253V254H225ZM236 254V255H235ZM257 254H259V256L257 255ZM178 255V256H177ZM184 255H185V257H184ZM187 256V257H186ZM178 257V258H177ZM90 258V259H89ZM37 260H39L40 258L38 257V258H36ZM188 259V260H187ZM204 259V260H203ZM243 259V260H242ZM257 259V260H256ZM73 260V261H72ZM177 260V261H176ZM258 260H260L259 261V263H257V261ZM67 261V262H66ZM187 261H189V262H187ZM73 262V263H72ZM92 262H94V263H92ZM190 262H193V263H190ZM209 262H211L210 260H209ZM263 262V263H262Z\"/></svg>",
    "mask_w": 264,
    "mask_h": 264
}]
</instances>
